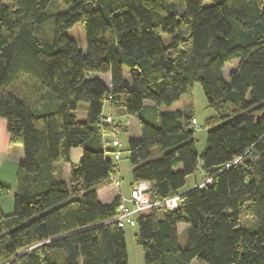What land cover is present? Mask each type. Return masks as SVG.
<instances>
[{"label": "trees", "instance_id": "obj_1", "mask_svg": "<svg viewBox=\"0 0 264 264\" xmlns=\"http://www.w3.org/2000/svg\"><path fill=\"white\" fill-rule=\"evenodd\" d=\"M184 1L180 16L174 0H0V118L23 149L13 213L0 208V264H128L124 229L105 225L122 198L97 194L119 170L107 138L124 129L106 124V106L139 119L132 188L182 198L177 211L139 214L145 264H264V0ZM78 24L86 54L67 35ZM195 84L217 113L202 156L193 111L181 109ZM148 102L158 126L141 117ZM77 149L67 185L58 168ZM198 172L211 182L181 194ZM9 192L0 183V198Z\"/></svg>", "mask_w": 264, "mask_h": 264}, {"label": "rangeland", "instance_id": "obj_2", "mask_svg": "<svg viewBox=\"0 0 264 264\" xmlns=\"http://www.w3.org/2000/svg\"><path fill=\"white\" fill-rule=\"evenodd\" d=\"M174 3L177 6V12L180 16H183L186 11V5L184 0H174ZM205 5H210L209 2H205ZM48 34L50 35V30L48 29ZM67 35L76 42L78 45L79 50L83 53H87V46H86V34L85 29L82 24L76 25L74 28L67 32ZM163 40L165 42L169 41L168 36H163ZM240 65V60H235L230 64L225 66L223 71V77L226 81H229V75L233 71H236ZM101 76V75H99ZM181 109L183 111H189L190 109L193 111L195 120L197 121V126L194 127L195 131V141L198 153L200 156L204 154L207 149V138L208 133L211 129L207 128V122L212 118L217 117V113L209 108L207 98L203 93V90L199 84H195L188 94L182 97L181 99ZM109 112V106H106L104 115L106 116ZM83 112H79L77 114V119H83ZM111 116L116 124L120 125H127L128 120L130 118V133L128 131L118 132V139L121 142V149H122V159L119 163L120 171L115 176L120 178L121 185L120 187H115L110 185L108 187L115 188L117 191L121 192L124 198H130L131 190L133 185V177H132V167L129 162V155H128V145L129 141L136 137V126L137 121L132 119V117H126L121 114L120 109H112ZM145 116V114H144ZM146 118V117H145ZM146 119H150L147 115ZM132 137V138H131ZM108 143L113 142L112 137L107 138ZM112 147V145L110 144ZM20 147V146H19ZM13 153L11 152L10 156L6 159V165L2 171H0V183H3V186L10 189L9 194H3L0 198V205L1 211L4 215H11L13 213V203H14V196L17 190V171H18V164H15L16 160L13 163L12 156ZM83 150L77 149L73 151L71 163L65 164L63 166H59L58 171L62 174V177L66 181L67 185H70V177L71 170L74 167H77L80 164L82 159ZM162 152L159 149L153 151V158L161 157ZM69 177V178H68ZM112 181V180H111ZM209 180L206 181L205 176L202 172H198L193 176H190L187 179L186 186L182 189L181 194H189L196 189H198L201 185H206ZM113 184V183H112ZM187 225H180L179 226V245L182 249L186 247V240L187 234L185 229H187ZM124 232L126 234V246H127V254H128V264H145V257L144 252L141 247H139L135 242V236L138 233V228L126 227L124 228ZM54 259L59 261L60 257L54 256ZM192 264H204L198 261H193Z\"/></svg>", "mask_w": 264, "mask_h": 264}, {"label": "built area", "instance_id": "obj_3", "mask_svg": "<svg viewBox=\"0 0 264 264\" xmlns=\"http://www.w3.org/2000/svg\"><path fill=\"white\" fill-rule=\"evenodd\" d=\"M106 124L111 127L115 126V121L112 116L106 118ZM197 126V121H193V127ZM113 138L112 148L115 150L114 159L117 163H120L122 159V145L118 139V135L112 132L110 135ZM211 180L208 181L209 184ZM112 183L115 187H120V178L114 177ZM152 185L150 183H140L131 190L130 198H122L121 205L119 207V214L116 218L105 223V225H117L119 228L124 229L126 227H137V220L139 214L145 209H165L167 211H177L181 204V197L168 198L161 202H153L151 199Z\"/></svg>", "mask_w": 264, "mask_h": 264}, {"label": "crops", "instance_id": "obj_4", "mask_svg": "<svg viewBox=\"0 0 264 264\" xmlns=\"http://www.w3.org/2000/svg\"><path fill=\"white\" fill-rule=\"evenodd\" d=\"M93 77H96V78L102 80L107 86H110V84H111L110 75H101V76L97 75V76H92V78ZM112 109L113 108H111L109 106V112L106 115L107 117L111 116ZM121 114L124 115L122 111H121ZM144 114H145V116H144ZM147 115L149 116L150 119H146ZM76 117H77V115H76ZM141 117L150 124H153L155 126L159 125V120H158L157 113H156V110H155L153 103L148 102L145 104V108L141 114ZM132 119L137 121V124H135L137 132L135 134L136 137H134V138L131 137V138L132 139H139L141 137V127L139 124V119L134 118V117H132ZM86 120H87V115H86V113H84L83 119L80 121L84 122ZM129 126H130V118L128 120V124L123 126V128H124L123 131H128L130 133L131 129ZM11 152L13 153V155H12V156H14L13 158H15L13 160V163L16 160L15 164H18V166H19L20 162L23 159V149L17 145L11 144L10 136H9L8 131H7L6 122H5V120L0 118V171H2L4 169L6 162H7L6 159L10 156ZM110 158L112 159L113 157H110ZM119 171H120V165H119L118 173H119ZM69 177H70V175H69ZM1 184L3 185V183H1ZM110 185H113L112 181L111 182L109 181L106 185L100 187L97 191L98 198H99L100 202L103 204H110L117 197H119V196L123 197L121 192L117 191L115 188L110 189V187H108ZM17 189H18V186H17ZM16 192H17V190H16ZM183 195H186V194H183ZM0 208H1V205H0Z\"/></svg>", "mask_w": 264, "mask_h": 264}]
</instances>
